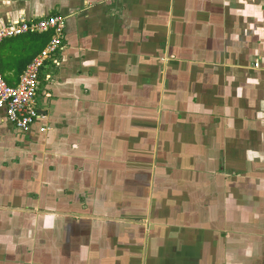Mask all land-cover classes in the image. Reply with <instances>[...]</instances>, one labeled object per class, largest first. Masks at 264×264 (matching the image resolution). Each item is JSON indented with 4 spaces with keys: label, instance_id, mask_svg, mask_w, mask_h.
<instances>
[{
    "label": "crops",
    "instance_id": "obj_1",
    "mask_svg": "<svg viewBox=\"0 0 264 264\" xmlns=\"http://www.w3.org/2000/svg\"><path fill=\"white\" fill-rule=\"evenodd\" d=\"M53 15L44 116L0 109V264H264V0H0Z\"/></svg>",
    "mask_w": 264,
    "mask_h": 264
},
{
    "label": "built area",
    "instance_id": "obj_2",
    "mask_svg": "<svg viewBox=\"0 0 264 264\" xmlns=\"http://www.w3.org/2000/svg\"><path fill=\"white\" fill-rule=\"evenodd\" d=\"M52 31V36L43 50L26 66L16 84H9L0 70V109L6 120L16 129L25 132L44 115L36 105V96L41 85V76L48 62L56 63V55L62 50L64 17L53 15L40 19L11 21L0 28V43L3 39L28 32ZM41 126L42 132L46 131Z\"/></svg>",
    "mask_w": 264,
    "mask_h": 264
},
{
    "label": "trees",
    "instance_id": "obj_3",
    "mask_svg": "<svg viewBox=\"0 0 264 264\" xmlns=\"http://www.w3.org/2000/svg\"><path fill=\"white\" fill-rule=\"evenodd\" d=\"M52 31H46V32H41V33H33V32H28V33H24L15 37H10V38H6V40H12V39H17L21 36H23L25 38H27L28 41L32 42L34 44V48L32 50H30L28 52V54L26 55L25 60H19L20 62V72H22L27 64L38 54L40 53L43 48L46 46V44L49 42V40L51 39L52 36ZM5 39H3L2 41H4ZM1 41V42H2ZM15 42H18V40H16ZM29 42V43H30ZM1 44V43H0ZM25 45V44H24ZM3 46V45H2ZM20 48V44H12L11 48ZM31 49V48H30ZM1 53V52H0ZM1 70V69H0Z\"/></svg>",
    "mask_w": 264,
    "mask_h": 264
},
{
    "label": "rangeland",
    "instance_id": "obj_4",
    "mask_svg": "<svg viewBox=\"0 0 264 264\" xmlns=\"http://www.w3.org/2000/svg\"><path fill=\"white\" fill-rule=\"evenodd\" d=\"M15 41H16V39H12V40H11V43H14Z\"/></svg>",
    "mask_w": 264,
    "mask_h": 264
}]
</instances>
